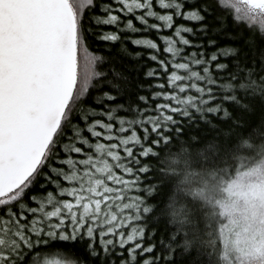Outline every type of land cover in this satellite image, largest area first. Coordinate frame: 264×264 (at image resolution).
<instances>
[{"label": "snow or ice", "instance_id": "1", "mask_svg": "<svg viewBox=\"0 0 264 264\" xmlns=\"http://www.w3.org/2000/svg\"><path fill=\"white\" fill-rule=\"evenodd\" d=\"M0 264H264V0H0Z\"/></svg>", "mask_w": 264, "mask_h": 264}, {"label": "trees", "instance_id": "2", "mask_svg": "<svg viewBox=\"0 0 264 264\" xmlns=\"http://www.w3.org/2000/svg\"><path fill=\"white\" fill-rule=\"evenodd\" d=\"M233 29L231 28V24L229 23L228 28H227V34L232 33ZM225 36H221V37H217L218 40V44L220 47H226V46H233V47H242V42L241 41H236V40H230L227 39ZM155 38V37H153ZM129 52H131L133 54V56L135 55V53L138 51V49L134 48L130 43L127 45ZM119 49V45H116L113 49L114 52H118ZM138 62L134 59H132L131 57L128 56H121L119 58V60L117 61V67L118 68H129L131 69L133 66H135ZM140 64H147L146 60H141L139 61ZM146 70V67L141 69L140 75H137L135 72L132 73L134 78H138L142 80V73L143 71ZM257 115H259V113H257ZM50 258H54V256L52 254H50Z\"/></svg>", "mask_w": 264, "mask_h": 264}]
</instances>
